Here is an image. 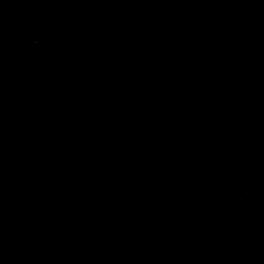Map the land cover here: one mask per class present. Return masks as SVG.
Returning <instances> with one entry per match:
<instances>
[{
    "label": "water",
    "instance_id": "water-1",
    "mask_svg": "<svg viewBox=\"0 0 264 264\" xmlns=\"http://www.w3.org/2000/svg\"><path fill=\"white\" fill-rule=\"evenodd\" d=\"M0 264H264V0H0Z\"/></svg>",
    "mask_w": 264,
    "mask_h": 264
}]
</instances>
